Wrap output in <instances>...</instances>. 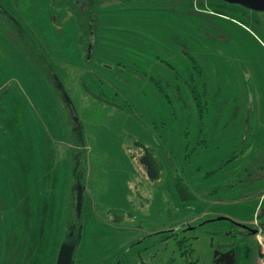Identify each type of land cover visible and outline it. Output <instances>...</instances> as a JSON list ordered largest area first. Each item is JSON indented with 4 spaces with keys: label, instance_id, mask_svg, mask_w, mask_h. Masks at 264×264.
<instances>
[{
    "label": "rangeland",
    "instance_id": "rangeland-1",
    "mask_svg": "<svg viewBox=\"0 0 264 264\" xmlns=\"http://www.w3.org/2000/svg\"><path fill=\"white\" fill-rule=\"evenodd\" d=\"M160 1L169 12L159 1L134 4L139 14L126 15L130 7L117 0L15 2L13 13L29 37L26 49L0 50V259L53 263L54 233L71 218L81 171L73 264H213L222 245L235 248V264H262L257 237L247 240V259L237 237L238 224L264 217V187L255 194L250 184H264V12L220 0ZM95 5L100 41L86 61ZM52 76L81 129L71 125ZM200 81L210 90L201 121L189 87ZM137 142L162 166L159 180L144 176L131 158L140 154ZM232 147L234 177L249 179L230 186L228 164L204 178L208 162H223ZM174 174L195 200L177 195ZM193 216L204 223L178 229ZM163 229L174 234L145 238Z\"/></svg>",
    "mask_w": 264,
    "mask_h": 264
},
{
    "label": "flooded vegetation",
    "instance_id": "flooded-vegetation-1",
    "mask_svg": "<svg viewBox=\"0 0 264 264\" xmlns=\"http://www.w3.org/2000/svg\"><path fill=\"white\" fill-rule=\"evenodd\" d=\"M15 2L21 3V0H13V3H11L12 4L11 7H6L3 4V2L0 1V50L2 49V50H6L8 52L10 50L13 51L16 49L22 50L26 46V42H27L28 37H29L28 34H26L27 32H25V28L23 27V24L19 23V21L16 20L17 17L13 13L15 11ZM17 8H18V6H17ZM14 41L16 42L15 44H14ZM26 47H25V49H26ZM53 81L56 82L55 79ZM75 126H77V125H75ZM135 145L140 150V154L136 158L133 154L130 153L131 158L140 165L144 176H147L148 178H152L153 180H156V181L159 180L161 175H162V173H161L162 172V166L159 165V162L157 161L156 156L151 152V150L149 149V146L145 145L144 143L137 142V144L135 143ZM229 158H231V156H229L223 162H219L217 164H216V162H208L210 171L204 173V178H207L208 176L211 177L214 175L218 176L219 172H222L223 167L229 165L228 168H225L226 170L229 171L228 172V178L231 179V182L229 183V185L232 186L233 183L236 181H238V185H243V181L246 179H249V178L247 176H245V178L243 180H239V178H235L234 175L237 174L238 164H237V166L233 165L234 161L229 160ZM227 160H229V161L227 162ZM206 164L204 163L203 166H205ZM73 170L75 172L77 170L76 167ZM148 170H151L153 172V177H149ZM77 174L79 175L80 172L78 171ZM76 177H77V175H76ZM174 178H175L174 186H175L177 195L179 197H182V198L195 200V196H194L193 192L190 191V189L185 184H183V182L180 181V179L177 178L176 174H174ZM250 184H251V186H253L254 183L250 182ZM239 190L241 191V194L247 192V189L244 187L239 188ZM212 192H213V190H212ZM129 218H131V217H129ZM200 218H201V216H196V217L193 216V217L189 218V220L185 221V223L183 225H181L180 228H178V229H180L181 231H183V230L185 231V229L191 231L193 228L200 227L204 223V221H200L201 220ZM263 219H264V217L262 218V221L260 220L259 223L256 222L255 224L253 223L251 225L247 224L246 225L247 228L242 227V233L237 238L240 239L243 244H246L248 238L250 236H254V234H250V230H255V229L257 230L258 228H260V226H262V227L264 226ZM192 222H196V223L194 225H192L191 224ZM170 233H171V235H173L174 230H171V229L170 230L169 229L154 230V231L150 230L149 234L145 235V238L146 237L147 238L152 237L156 234H158V235L165 234L164 239H166V238L170 237ZM216 250L218 252H220L221 254H224V253L228 252L229 250H233L234 257H236V254H235L236 251H235V248L233 246L222 245L219 249H216ZM137 253L138 252H135L134 254H137ZM139 254H141V253H138V255ZM235 261H236V259H235ZM140 263H142V261Z\"/></svg>",
    "mask_w": 264,
    "mask_h": 264
},
{
    "label": "water",
    "instance_id": "water-1",
    "mask_svg": "<svg viewBox=\"0 0 264 264\" xmlns=\"http://www.w3.org/2000/svg\"><path fill=\"white\" fill-rule=\"evenodd\" d=\"M224 3L230 5H238L244 9L254 11V12H264V0H221ZM92 52V32L89 34L88 44H87V58H89ZM57 88L61 92V98L64 101L68 114L74 125H78V115L75 107L68 97V95L61 89V83L57 84ZM148 170L149 177H153V172ZM80 177L82 175L80 174ZM73 209H72V219L70 224H65L63 229L62 237L60 239L58 249L55 255L54 264H73V258L78 244L80 230H81V208L83 200V187L78 184L74 187L73 192ZM226 219L225 217H218L217 220ZM243 228H247L242 224H238ZM257 230H250V234H255ZM213 264H235V257L233 250L221 254L217 250L213 253Z\"/></svg>",
    "mask_w": 264,
    "mask_h": 264
},
{
    "label": "trees",
    "instance_id": "trees-1",
    "mask_svg": "<svg viewBox=\"0 0 264 264\" xmlns=\"http://www.w3.org/2000/svg\"><path fill=\"white\" fill-rule=\"evenodd\" d=\"M118 2L117 3H119V4H122V5H126L127 7H130V9L129 10H127V11H124V14L123 15H126V14H139V12L138 11H132L133 9H134V4H142V3H149V2H152V3H155V2H158V3H160V5H161V9L164 11V12H166L168 9H167V6H165V4L163 3V1H160V0H145V2H143V0H117ZM190 1H192V0H190ZM221 1V0H220ZM221 2H223V1H221ZM224 3V2H223ZM186 4L188 5V2H186ZM190 5H192V2H190L189 3ZM225 4H227V3H225ZM230 5V4H229ZM235 6H238V5H235ZM238 7H240V6H238ZM79 9H80V7H79ZM244 9V8H243ZM247 10V9H246ZM100 11H101V8L100 7H98V6H94V8H93V10H92V13H91V18L89 19V21L87 22V28H88V26H92L91 28H92V51H93V49L94 48H96V46H98V44H99V41H100V39H99V34H98V30H99V18H100V16H101V14H100ZM110 12H112V11H114V10H109ZM167 12H169V11H167ZM91 23V24H90ZM141 25V24H140ZM86 59V61L88 60V58L86 57L85 58ZM127 71H133V69H128ZM53 80L55 79L56 80V82L55 81H52L53 83H56V92L59 94V97H60V100H61V102L63 103V105H64V107H65V109L67 110V108H66V105H65V103H64V101L62 100V98H61V92H60V90L57 88V84L59 83L58 82V80H57V77L55 76H52L51 77ZM149 80H152V78L151 77H149ZM158 82V81H157ZM157 82H152L155 86H157ZM186 84V86L189 84V82H187V83H185ZM62 85V84H61ZM193 85V86H192ZM84 86V88H86V86H85V84L83 85ZM192 86V87H191ZM208 87H210L209 85H207ZM189 87H190V94H191V96L193 97V99H194V103L196 104L195 106H196V117H197V119L199 120V121H201L202 120V117H203V115L205 114V112L209 109V105H207L208 103V101H207V99L205 98L204 99V95L208 92H210V90H207V88H206V84L204 83V82H202V81H200V82H198V84H196V83H190L189 84ZM64 92H65V90H64V88H63V85H62V88H61ZM66 93V92H65ZM91 94L95 97V98H97L98 100H100V101H102V102H105V103H110V101H108L107 99H105L101 94H96V93H94V92H91ZM206 96V95H205ZM205 101L206 100V105H203L202 106V99ZM113 104H114V102H113ZM114 105H116L117 106V104H114ZM117 107H119V106H117ZM68 112V111H67ZM68 117H69V120H70V122H71V125L72 126H75L74 125V122L71 120V118H70V116H69V114H68ZM208 123H209V119H208ZM78 127L81 129V124H80V121H79V118H78ZM239 132V131H238ZM241 132V131H240ZM199 134H200V132H199ZM198 134V135H199ZM241 138V137H240ZM200 142V141H199ZM199 142H197V143H199ZM201 142H202V140H201ZM196 143V144H197ZM242 143H244V140H242ZM231 156V158H229V160H233V161H235V158L238 156V153L237 152H235L234 150H233V152H232V154L230 155ZM247 159V155H246V157L244 156L243 157V160H246ZM78 160L79 159H77L76 161L77 162H74V164H73V167L75 168H77V166H78ZM229 160H227V162L229 161ZM240 160H241V158H240ZM237 162H239V161H237ZM243 162V161H242ZM246 167V165H245V162H244V164H243V167L241 168V171L244 169ZM247 170V167L243 170V172H245ZM73 172H74V170H73ZM80 172V174L82 173L81 171H79ZM80 174L78 175L77 174V177L75 178L76 179V185H78V184H80L82 187H83V185H82V183H81V179H82V177H80ZM82 175V174H81ZM83 176V175H82ZM176 176H178L177 174H176ZM181 181V180H180ZM75 185V186H76ZM74 186V187H75ZM74 187L72 188V191H71V194H72V192H73V189H74ZM261 187H264V184H261V182L260 183H258V182H254V184H253V192L256 194L257 193V191L261 188ZM259 194L261 193V192H258ZM72 199H73V195H72ZM72 204H73V202H72ZM72 209H73V207H72ZM71 219H72V210H71V218H70V220H67V221H65L64 223H63V225H62V227H61V230L59 231V232H57V233H54V236H55V240L57 241V246H58V244H59V242H60V239H61V237H62V233H63V229H64V227H65V224L67 223V224H70V222H71ZM255 235V234H254ZM79 239H80V236H79ZM186 239H184L183 241H185ZM79 241V240H78ZM248 248H250L248 245H247V243L246 244H243V247H242V249H243V253H242V256L243 257H246L247 258V256L250 254L249 253V250H248ZM11 251V250H10ZM12 252V251H11ZM14 252V251H13ZM57 251H55V253H56ZM55 253H54V257H55ZM6 257V255H4L3 256V258L2 259H0V264H9L8 262H7V257ZM22 258V257H21ZM4 259V260H3ZM18 258H15V260H17ZM55 260V259H54ZM22 262H20L19 264H22L24 261L23 260H21ZM26 262V261H25ZM34 262H32L31 264H33ZM26 264H29V262H27ZM35 264V263H34ZM52 264H54V261H53V263Z\"/></svg>",
    "mask_w": 264,
    "mask_h": 264
},
{
    "label": "crops",
    "instance_id": "crops-1",
    "mask_svg": "<svg viewBox=\"0 0 264 264\" xmlns=\"http://www.w3.org/2000/svg\"><path fill=\"white\" fill-rule=\"evenodd\" d=\"M232 111V110H231ZM221 115H222V111H220L219 112V115L218 116H220V119H218L219 120V122H220V124L221 125H223V124H226V120H225V122L223 121V120H221ZM239 115V114H238ZM235 116H237L236 114H235ZM224 122V123H223ZM223 123V124H222ZM224 126V125H223ZM232 132V137H233V141L232 142H234V137L236 136L235 135V133H236V131H235V133H234V130L233 131H231ZM217 136H218V138H219V140L220 139H222V138H224V136L221 134V133H218V134H216ZM215 139H216V136H215ZM237 140V139H236ZM236 140H235V142H236ZM223 149H224V147L223 148H221V153H223ZM227 152H228V154H229V156L232 154V152H233V147L229 150V149H227L226 150Z\"/></svg>",
    "mask_w": 264,
    "mask_h": 264
},
{
    "label": "built area",
    "instance_id": "built-area-1",
    "mask_svg": "<svg viewBox=\"0 0 264 264\" xmlns=\"http://www.w3.org/2000/svg\"><path fill=\"white\" fill-rule=\"evenodd\" d=\"M255 236L257 237V242L263 247L264 249V226L257 229V232L255 233ZM264 255V252H263ZM262 264H264V258L262 259Z\"/></svg>",
    "mask_w": 264,
    "mask_h": 264
}]
</instances>
